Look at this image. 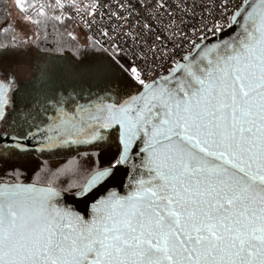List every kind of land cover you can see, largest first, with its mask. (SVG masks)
<instances>
[{
	"label": "snow or ice",
	"instance_id": "1",
	"mask_svg": "<svg viewBox=\"0 0 264 264\" xmlns=\"http://www.w3.org/2000/svg\"><path fill=\"white\" fill-rule=\"evenodd\" d=\"M14 2L19 23L0 29V65L14 67H23L37 47L25 29L73 19L66 8L93 16L85 24L90 29L105 6L103 0ZM222 7L228 11L226 3ZM224 19L229 27L239 25L235 36L210 47L191 41L196 55L174 60L168 75L155 78L157 62L163 67L177 54H169L162 39L181 49L186 33L177 42L179 32L165 35L166 29L144 22L139 31H102L111 42L107 48L85 36L72 71L103 85L105 94L87 104L71 97V112L63 107L68 98L57 99V115L49 117L56 135L36 149L52 153L89 144L97 149V162L108 157L107 167L93 166L86 182L76 186H65L62 177L75 175L79 163L76 169L53 168L31 159L22 141L34 135L23 130L32 110L20 114L23 122L10 120L7 87L0 84L3 136L14 141L4 145L7 158L0 155V165L17 175L18 162L39 169L30 185H0V264H264V0H244ZM193 28L216 33L222 24L213 20L211 27ZM63 75L64 69L49 64L40 78ZM22 102L28 106L27 98ZM109 129L116 133L115 152L101 131ZM136 141L143 155L133 165L127 195L109 193L88 218L60 206L62 193L83 196L109 178L129 160Z\"/></svg>",
	"mask_w": 264,
	"mask_h": 264
},
{
	"label": "trees",
	"instance_id": "2",
	"mask_svg": "<svg viewBox=\"0 0 264 264\" xmlns=\"http://www.w3.org/2000/svg\"><path fill=\"white\" fill-rule=\"evenodd\" d=\"M81 2L82 4H88L90 3V0H81ZM13 9L15 12L19 13L15 6L14 0H0V29H3L10 24L16 23ZM71 12L72 11L69 9H65L66 16H71ZM49 14H53L51 10H49ZM79 28L80 27L77 25L74 19H65L63 24H60L57 21H49L46 27L41 25L39 29H33L35 35L32 44L34 43L37 45V47L34 48L40 55L44 57L71 60L74 63L76 61L77 49L83 48V46H81L78 41V32L81 30ZM69 32L76 36L77 39L72 40L71 36L68 35ZM11 35L12 33H9V40ZM19 38L21 39V37ZM4 39L5 37L0 35V41H3ZM41 86V82L32 81L31 83L24 82L22 87H18L12 94L11 101L13 108L9 113V116L10 120L12 118H18L21 122H23L24 117H21L20 114L26 110L28 112L29 109H31V119L28 120V123L24 124L26 130H23L26 132L31 131L35 135L40 134L46 138L48 137L46 130L52 123V120L49 119V117L55 118L56 115L54 113L55 108L52 103L51 105L44 104V100L40 96ZM103 87V85H97L95 83L84 81L78 78V80L72 86L73 89L71 91V95L68 97L69 102L65 103L66 108L64 109L72 110L74 108V103L71 101V97H76V99H78L81 104H87L90 100H95L98 95H104L105 93L103 91ZM32 88H36L38 90V95H30ZM124 91L129 90L125 89ZM43 92L44 88L42 89L41 93ZM25 95H30L31 97H25ZM24 98H27L29 101L27 107H25L24 103L22 102ZM36 100L40 101L39 105L36 103ZM41 105H43V107H41ZM33 116L35 119L32 118ZM101 131L105 132V143L111 148L112 152H115V131L111 129L107 131ZM44 143H46L45 140L40 142L38 146H26V148L33 153L31 159H38L40 162L48 161V166L53 168L67 167L69 169H76V165L78 163L82 165L75 175L70 174L68 177H62L65 186H67L69 183L74 186L85 183L91 168L97 164L98 166H108L107 156L101 155L99 161L97 162L96 156L93 155L97 149L92 145L68 144L54 149L52 153L47 151L44 153L37 152L36 149H39ZM6 153L7 149H2L0 151V155H5V158H7ZM18 163H20L19 175L16 174L15 169L0 165V183H33V180L36 178V173L39 171V169L34 171V166L32 164H24L22 162ZM64 193L68 195H74L69 192Z\"/></svg>",
	"mask_w": 264,
	"mask_h": 264
},
{
	"label": "built area",
	"instance_id": "3",
	"mask_svg": "<svg viewBox=\"0 0 264 264\" xmlns=\"http://www.w3.org/2000/svg\"><path fill=\"white\" fill-rule=\"evenodd\" d=\"M103 3L105 6L97 10L94 17L96 23L92 24L90 29L85 27V24L91 21L93 16H89L86 12L77 14L75 11L71 12V16L77 25L88 36L92 37L93 41L98 42V45L102 44L106 48L109 47L111 42L108 37L101 34L102 31L107 30L113 36L117 33L122 34L123 31H127L128 29L139 31L144 22H150L160 29H166L165 35L179 32L180 35L177 37V42L180 41V38L185 33L187 34L188 39L183 41L181 45L182 50H174L172 43L166 39H162V42L167 44L169 54L172 51H175L177 54L175 56L170 55V59L165 60L163 67L159 66V61L157 62L156 72L153 73V78H155L156 73L168 75L167 69L171 67L174 60H179L183 56L189 55V53L193 54L196 51L191 41L204 45L231 29L232 26L229 27L224 17L234 12L237 7L244 3V0H103ZM225 3L227 5V12L222 7ZM158 4H163L164 7L160 8ZM142 5L146 6L142 7ZM88 11H91V9ZM169 13H171V16ZM222 13L223 16L221 15ZM118 16L127 17L128 19H117ZM152 17H155V19ZM171 20H175L178 27L172 26ZM182 20L184 23H181ZM213 20L221 22V31L216 33L195 32L193 25L203 29L205 24L211 27ZM121 25H124L123 29L120 27ZM113 28L116 29L115 32H111Z\"/></svg>",
	"mask_w": 264,
	"mask_h": 264
},
{
	"label": "rangeland",
	"instance_id": "4",
	"mask_svg": "<svg viewBox=\"0 0 264 264\" xmlns=\"http://www.w3.org/2000/svg\"><path fill=\"white\" fill-rule=\"evenodd\" d=\"M14 13V19L16 24L19 23V17L21 16V13L15 12L13 9ZM81 29V28H79ZM27 32V37H30L29 43L32 44L33 38H34V32L33 30H28L25 29ZM87 34L83 29L79 30L78 32V41L81 44V46L84 45L85 43V36ZM88 36V35H87ZM21 39H24L25 37L20 36ZM49 64L54 65L55 67L64 69V75L62 79H55V78H50L47 80L41 79V71L43 68L47 67ZM74 67V63L71 60H62V59H54L51 57H44L40 55L36 49L33 47L31 52L29 53V56L27 59L23 61V67L21 65H16L15 67L8 64L4 63L0 65V80L4 81L6 84H9L10 80H13L12 87L10 89L11 95L9 99L11 100L12 94L14 91L19 87H22L23 83H31L32 81L36 82H41V91L44 88V92L41 93L40 91V96L44 100V104L48 105L51 103L53 104L55 110L54 113L57 115V108L59 106L56 105V100L59 99L61 96L68 98L69 95H71L72 91V86L74 83L78 80V76H76L72 69ZM38 90L36 88H32L30 95L31 96H36L38 95ZM30 95H25V97H31ZM64 108L65 104L63 105ZM73 110V109H72ZM72 110H68L71 112ZM22 113H27V110L22 112ZM21 117H23L21 115ZM31 116L27 117V120H30ZM24 120V118H23ZM47 136L51 133L56 135L55 130L50 131L46 130ZM44 138V136H43ZM2 148V147H1ZM0 148V151H1Z\"/></svg>",
	"mask_w": 264,
	"mask_h": 264
},
{
	"label": "water",
	"instance_id": "5",
	"mask_svg": "<svg viewBox=\"0 0 264 264\" xmlns=\"http://www.w3.org/2000/svg\"><path fill=\"white\" fill-rule=\"evenodd\" d=\"M251 2V0H249ZM241 19V18H237ZM242 22V21H241ZM239 31V25L233 24L231 29L221 34L220 36L210 40L204 45L212 46L219 43L220 40H229ZM202 45V46H204ZM197 51V50H196ZM196 51L192 55H196ZM1 84V83H0ZM8 93V88H7ZM142 102V101H141ZM142 147V143L139 141L134 142L132 151L130 153L129 160L113 170V174L105 181L96 185L90 192L83 196L68 195L62 193L60 206L71 209L81 217L88 218L92 212L93 205L100 200H103L109 193H116L119 196L127 195L132 182V177L135 174L133 165H139L142 157V153L139 148ZM12 184V183H0ZM18 184H32V183H18ZM40 186V185H38Z\"/></svg>",
	"mask_w": 264,
	"mask_h": 264
},
{
	"label": "flooded vegetation",
	"instance_id": "6",
	"mask_svg": "<svg viewBox=\"0 0 264 264\" xmlns=\"http://www.w3.org/2000/svg\"><path fill=\"white\" fill-rule=\"evenodd\" d=\"M0 83L1 84H4L7 88H8V93H7V100H8V104H7V106H6V108H5V111L7 112V113H10L11 112V110H12V101L9 99V97H10V95H11V92H10V89H11V87H12V84H13V80H10L9 81V84H6L4 81H2V80H0ZM24 130H26V127L24 126V128H23ZM3 130H4V125H3V122H0V148H1V150L2 149H5V147H4V145H11L12 143H14V141H12L10 138H5L4 136H3ZM19 130V129H18ZM47 130H50V131H53L54 129H52V128H48ZM9 131H11V129H9ZM50 136H54V134L53 133H51V134H49L48 135V137H50ZM48 137H44L43 138V136L42 135H40V134H38V135H33V136H29V137H27V139L26 140H24L22 143L25 145V146H38V144L40 143V142H42L43 140H45V142H47V140H48ZM29 139V140H28ZM28 140V141H27Z\"/></svg>",
	"mask_w": 264,
	"mask_h": 264
},
{
	"label": "bare ground",
	"instance_id": "7",
	"mask_svg": "<svg viewBox=\"0 0 264 264\" xmlns=\"http://www.w3.org/2000/svg\"><path fill=\"white\" fill-rule=\"evenodd\" d=\"M82 29V28H81ZM86 33V32H85Z\"/></svg>",
	"mask_w": 264,
	"mask_h": 264
}]
</instances>
